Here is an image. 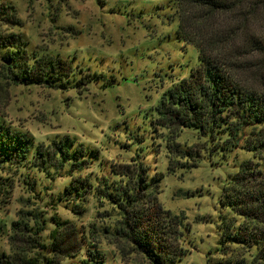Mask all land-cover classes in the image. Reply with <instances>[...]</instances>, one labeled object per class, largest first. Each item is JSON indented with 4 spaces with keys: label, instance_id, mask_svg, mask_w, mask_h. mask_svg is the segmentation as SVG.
<instances>
[{
    "label": "rangeland",
    "instance_id": "1",
    "mask_svg": "<svg viewBox=\"0 0 264 264\" xmlns=\"http://www.w3.org/2000/svg\"><path fill=\"white\" fill-rule=\"evenodd\" d=\"M5 1L15 7L17 19L16 25L3 27L7 34L21 35L34 49L59 52L83 70L80 76L86 79L90 76L86 74L95 73L102 78L64 90L0 87V122L28 131L38 142L68 135L77 146L95 150L98 160L74 174L92 172L99 186L116 178L111 167L128 164L138 154L151 177L164 174L158 201L171 218L182 221L179 243L174 233L168 236L173 251L180 247L183 252L176 264H226L231 257L221 252L219 241L227 210L219 199L247 155L211 157L209 144L202 146L205 139L186 129L179 142L200 150L199 164L171 175L165 145L150 128L151 108L160 95L198 63L196 48L178 35L175 0ZM9 166L0 170V253L12 256L27 245L34 250L29 254L51 258L58 225L75 222L86 230V248L94 245L104 251L106 264H153L131 242L105 231L117 218L107 201L90 195L82 203L85 212L80 217L73 211L78 200H54L70 183L66 171H53L51 180L26 165L16 172ZM24 173L38 180L39 189L29 190ZM41 186H46L42 193ZM38 192L43 198L36 196ZM13 222L27 224L31 230L17 231ZM36 229L39 245L22 247L24 239L35 237Z\"/></svg>",
    "mask_w": 264,
    "mask_h": 264
},
{
    "label": "trees",
    "instance_id": "2",
    "mask_svg": "<svg viewBox=\"0 0 264 264\" xmlns=\"http://www.w3.org/2000/svg\"><path fill=\"white\" fill-rule=\"evenodd\" d=\"M1 2L0 87L64 90L79 87L83 81L97 83L102 78L95 73L86 74L90 75L86 79L80 76L83 70L59 52L34 49L21 35L7 34L3 27L17 24L16 9L5 0ZM175 15L178 35L196 48L198 63L188 76L165 89L153 105L151 131L165 145L167 173L171 175L199 164L200 150L179 142L186 129L205 139L202 146L208 148L209 144L211 157L240 158V152L247 155L240 159L238 171L232 174L219 199L227 210L222 216L219 242L221 252L231 257L226 264H264V0H175ZM48 142H38L28 131L1 121L0 170L10 165L16 172L26 165V169L51 180L55 178L53 171H66L70 183L54 200H78L73 211L81 217L85 212L82 203L96 195L116 213L112 229L109 226L106 232L131 242L153 264L177 263L183 252L178 246L173 251L168 236L174 233L179 243L182 221L178 216L171 218L158 201L164 174L151 177L148 166L135 154L130 163L111 167L116 178L99 186L92 172L74 174L98 160L95 150L77 146L76 139L68 135ZM22 177L29 190L39 189L37 179L32 180L27 173ZM44 189L46 186H41L39 192ZM39 192L36 196L43 198ZM58 226L51 258H41L36 251L29 254L34 250L25 243L35 248L39 245L36 229V238H23L25 248L12 256L0 253V264H106L104 251L93 244L86 248L83 227L75 222ZM13 227L17 231L31 230L18 222H13Z\"/></svg>",
    "mask_w": 264,
    "mask_h": 264
}]
</instances>
